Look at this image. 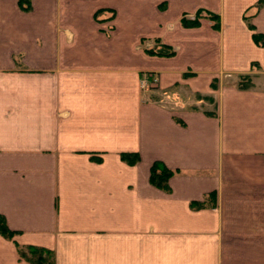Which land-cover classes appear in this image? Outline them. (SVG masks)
Returning <instances> with one entry per match:
<instances>
[{"label":"crops","instance_id":"obj_1","mask_svg":"<svg viewBox=\"0 0 264 264\" xmlns=\"http://www.w3.org/2000/svg\"><path fill=\"white\" fill-rule=\"evenodd\" d=\"M16 1L0 0V264H25L17 246L54 264H264V48L243 19L259 0ZM198 9L219 28L181 27ZM250 23L264 34V7ZM147 74L165 98L144 99Z\"/></svg>","mask_w":264,"mask_h":264},{"label":"trees","instance_id":"obj_2","mask_svg":"<svg viewBox=\"0 0 264 264\" xmlns=\"http://www.w3.org/2000/svg\"><path fill=\"white\" fill-rule=\"evenodd\" d=\"M30 0H17V7L21 12H27L30 9L29 6ZM262 7H264V0H259L256 5L249 10L244 15L243 19L246 22V25L250 31H252V40L254 44L259 48H264V34L256 33L254 26L250 23V17L257 13ZM103 11H107L113 17V11L111 9H98L93 14V19L97 21V18ZM201 17L202 19L209 20L213 23V28H219V17L207 10L198 9L193 14V19L188 20L185 18H181L179 23L183 28H195L200 24ZM157 44L158 49L154 51V49H144V53L147 56L160 57V58H169L174 55V51L171 47L160 44L158 40L154 41ZM257 66V65H252ZM242 79H247L248 84L241 83V87L247 89L251 86L250 78L248 76L243 77ZM214 87V84H212ZM120 159L127 165H133L138 161V157L136 154H121ZM173 171L165 168L161 163L154 162L151 164L149 168L148 174V182L149 184L163 192H168L167 181L172 176ZM191 209H200V208H211L215 206V194H208L202 202H191L189 204ZM0 236L4 239L11 240L14 236V232L8 230L6 227L3 218L0 216ZM16 255L19 261L24 262L25 264H54L53 253L49 250L37 248V247H16Z\"/></svg>","mask_w":264,"mask_h":264},{"label":"rangeland","instance_id":"obj_3","mask_svg":"<svg viewBox=\"0 0 264 264\" xmlns=\"http://www.w3.org/2000/svg\"><path fill=\"white\" fill-rule=\"evenodd\" d=\"M162 2V1H161ZM160 2V4L158 5V6H160V8H162V7H164L163 6V4H165L164 2L163 3H161ZM18 8V7H17ZM19 9V8H18ZM112 10V9H111ZM113 11V13H115L114 12V10H112ZM194 14V13H193ZM193 14L192 15H190V16H185L184 14H182L180 17H179V19H178V23H179V21H180V19L181 18H185V19H188V20H192L193 19ZM114 15V14H113ZM171 15V14H170ZM111 17V14L109 13V12H107V11H103L101 14H100V16L98 17V19H97V21H99V22H106L107 20H109V19H111L110 18ZM203 17H201V19H202ZM204 19H205V17H204ZM201 21V20H200ZM200 25V24H199ZM155 40H158L159 41V39H142L141 41H140V47L141 48H144V49H154V51H156L157 49H158V47H157V44H155ZM159 43L160 44H162L160 41H159ZM157 48V49H156ZM143 49V50H144ZM249 77V76H248ZM243 78V77H242ZM250 78V77H249ZM247 79H241V83H243L244 85L245 84H248L247 83V81H246ZM250 80H251V78H250ZM143 82H144V84H147V86L145 87V89H144V94H143V96H144V99H147L148 101H151V95H153V94H155L157 97H160V98H165L166 96H162L161 94H160V92L159 91H157L156 90V84H157V79L155 78V76L153 75V74H147L146 76H145V78H144V80H143ZM177 91V90H176ZM181 95H182V103L184 102V101H186L187 102V104L188 105H186L187 106V108H188V106H189V104H194V100H193V97H185V95H187L186 93L185 94H183V93H180ZM178 101H180V99H178ZM210 104V105H209ZM211 105H212V103H210V100H207V102H204L203 103V105H199V107L201 106V107H208L209 109L211 108Z\"/></svg>","mask_w":264,"mask_h":264}]
</instances>
